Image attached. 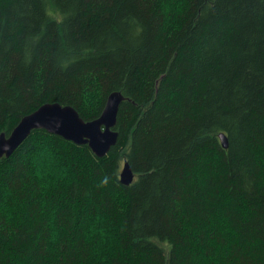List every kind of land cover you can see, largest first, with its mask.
<instances>
[{"label": "trees", "instance_id": "16d2710c", "mask_svg": "<svg viewBox=\"0 0 264 264\" xmlns=\"http://www.w3.org/2000/svg\"><path fill=\"white\" fill-rule=\"evenodd\" d=\"M115 92L104 158L45 130L0 158V264H264V0H0V135Z\"/></svg>", "mask_w": 264, "mask_h": 264}, {"label": "water", "instance_id": "95a60500", "mask_svg": "<svg viewBox=\"0 0 264 264\" xmlns=\"http://www.w3.org/2000/svg\"><path fill=\"white\" fill-rule=\"evenodd\" d=\"M124 99L121 93H112L102 115L93 121L84 120L72 106L46 103L23 117L9 136L0 135V158L10 157L35 130H45L77 145H88L96 156L104 158L118 143L119 133L115 127ZM219 137L224 149H228V137L224 133ZM134 179L133 169L126 162L121 171V182L129 186Z\"/></svg>", "mask_w": 264, "mask_h": 264}]
</instances>
